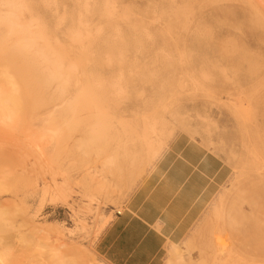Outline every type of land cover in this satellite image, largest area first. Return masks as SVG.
<instances>
[{"label": "rangeland", "instance_id": "374dc122", "mask_svg": "<svg viewBox=\"0 0 264 264\" xmlns=\"http://www.w3.org/2000/svg\"><path fill=\"white\" fill-rule=\"evenodd\" d=\"M178 135L225 178L161 264H264V0H0V264H109Z\"/></svg>", "mask_w": 264, "mask_h": 264}, {"label": "crops", "instance_id": "0c3cea01", "mask_svg": "<svg viewBox=\"0 0 264 264\" xmlns=\"http://www.w3.org/2000/svg\"><path fill=\"white\" fill-rule=\"evenodd\" d=\"M225 178L222 157L178 135L150 166L100 233L96 252L109 264H161Z\"/></svg>", "mask_w": 264, "mask_h": 264}, {"label": "bare ground", "instance_id": "6f19581e", "mask_svg": "<svg viewBox=\"0 0 264 264\" xmlns=\"http://www.w3.org/2000/svg\"><path fill=\"white\" fill-rule=\"evenodd\" d=\"M10 28H12V27H10ZM12 30H13V28H12ZM149 130H151V131H149ZM152 131H153L152 127H147V129H145V132H144L145 135L144 136H145V139L147 141V142H145L146 150L142 153V155H134V156L130 157L129 164H131L132 167L133 166H137L138 164H140L142 162L143 157H147L148 158L149 156L154 155V153L156 152L157 147L159 146V142H161V140L160 139L153 140L152 138H150V132H152ZM8 236H9V234H8ZM218 249H219V247H218Z\"/></svg>", "mask_w": 264, "mask_h": 264}]
</instances>
